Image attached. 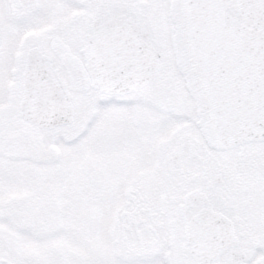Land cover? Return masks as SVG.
<instances>
[{
  "label": "snow or ice",
  "instance_id": "6c2138e0",
  "mask_svg": "<svg viewBox=\"0 0 264 264\" xmlns=\"http://www.w3.org/2000/svg\"><path fill=\"white\" fill-rule=\"evenodd\" d=\"M0 264H264V0H0Z\"/></svg>",
  "mask_w": 264,
  "mask_h": 264
}]
</instances>
